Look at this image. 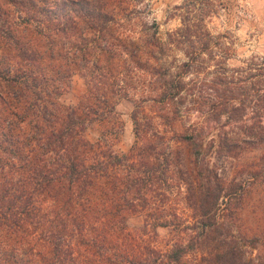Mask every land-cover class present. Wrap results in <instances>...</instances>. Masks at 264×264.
<instances>
[{"label": "trees", "instance_id": "16d2710c", "mask_svg": "<svg viewBox=\"0 0 264 264\" xmlns=\"http://www.w3.org/2000/svg\"><path fill=\"white\" fill-rule=\"evenodd\" d=\"M5 1L13 8L0 12V264H264L261 235L238 240L215 210L201 220L200 230L191 226L195 233L186 242L177 238L164 251L147 245L133 250L128 214L162 195L159 186L170 172L173 149L159 150L165 135L142 127L136 113L137 138L155 140L150 150L136 141L128 152L118 153L104 136L90 141L84 135L90 122L114 115L121 94L112 0ZM75 71L84 76L86 89L75 104H66L59 96ZM240 71V85L222 76L220 94L211 97L212 110L225 113L224 123L238 121L251 101L254 136L260 139L264 62ZM164 76L159 100L173 101L181 80ZM224 132L217 137L218 155L232 154L245 139ZM173 135L194 144V129ZM191 151L199 155L201 150ZM205 203L199 205L203 214L213 205L202 208ZM88 230L92 234L83 247L72 244L76 233ZM203 243L205 253L191 257Z\"/></svg>", "mask_w": 264, "mask_h": 264}, {"label": "rangeland", "instance_id": "374dc122", "mask_svg": "<svg viewBox=\"0 0 264 264\" xmlns=\"http://www.w3.org/2000/svg\"><path fill=\"white\" fill-rule=\"evenodd\" d=\"M112 2L116 19L111 28L121 52L116 57L121 94L114 115L93 120L84 135L90 141L104 136L118 153L128 152L136 141L150 150L155 140L151 135L137 138L132 117L136 113L142 127L165 135V144L164 140L158 143L159 150L164 148L167 153L173 149L168 157L170 172L159 186L162 195L154 194L145 208L128 214L126 230L135 239L131 247L140 250L147 245L164 251L177 238L178 242H186L195 233L191 226L195 224L200 230L198 224L208 220L215 210V216L227 223L229 234L238 240L241 236L261 235L260 246L264 248V137L254 136L257 129L252 103L240 120L228 123H224L225 113L215 114L218 110L213 111L211 104L212 95L220 94L222 76H232V86L240 85V69L250 66L253 70L263 65L264 32L251 29L249 21L245 22L243 18L251 19L250 15L225 10L224 0ZM8 7L12 9L13 5L0 0V12ZM13 12L10 10L8 15ZM2 24L0 17V32ZM188 28L191 32L183 35ZM164 75L166 80H181L182 88L173 101L159 100V92L165 89ZM85 89L84 76L75 71L59 98L66 104H75ZM249 98L250 94L246 103ZM193 129L195 135L190 142L194 144L173 135ZM223 131L230 138L245 135L229 155L214 152ZM212 138L216 140L212 142ZM194 147L200 148L199 155L191 151ZM145 192L153 195L149 190ZM203 199L206 203L202 208L213 204L206 214L199 206ZM164 219L171 221L164 223ZM184 225L190 227L181 228ZM90 234L91 230L76 233L72 244L77 242L83 247ZM203 244L191 257L197 259L205 253L207 247Z\"/></svg>", "mask_w": 264, "mask_h": 264}, {"label": "crops", "instance_id": "0c3cea01", "mask_svg": "<svg viewBox=\"0 0 264 264\" xmlns=\"http://www.w3.org/2000/svg\"><path fill=\"white\" fill-rule=\"evenodd\" d=\"M223 8L235 14H248L252 18L245 19L251 29L264 32V0H224Z\"/></svg>", "mask_w": 264, "mask_h": 264}]
</instances>
